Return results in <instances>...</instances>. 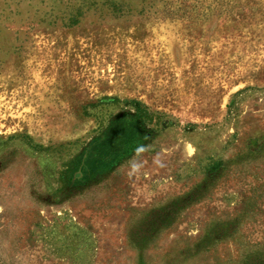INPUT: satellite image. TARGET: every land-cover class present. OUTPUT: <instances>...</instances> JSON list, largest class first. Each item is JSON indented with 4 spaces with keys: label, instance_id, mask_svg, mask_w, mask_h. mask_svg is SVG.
I'll return each instance as SVG.
<instances>
[{
    "label": "rangeland",
    "instance_id": "rangeland-1",
    "mask_svg": "<svg viewBox=\"0 0 264 264\" xmlns=\"http://www.w3.org/2000/svg\"><path fill=\"white\" fill-rule=\"evenodd\" d=\"M0 264H264V0H0Z\"/></svg>",
    "mask_w": 264,
    "mask_h": 264
},
{
    "label": "trees",
    "instance_id": "trees-1",
    "mask_svg": "<svg viewBox=\"0 0 264 264\" xmlns=\"http://www.w3.org/2000/svg\"><path fill=\"white\" fill-rule=\"evenodd\" d=\"M109 102H122L125 104H130L133 107V116L135 118V120H137V122L139 124H141V126H144V130L147 131L146 133H154L157 132L159 130H161L162 128H165L170 122L168 120L165 119V115L161 114L158 111H152L150 110V108L142 103L140 100L138 99H124V100H120L117 97H110L108 98ZM144 133V131H143ZM150 135V134H149ZM99 139V137L95 136V137H91L88 138L87 140H85L83 142V150L84 152H92V153H96V147L95 144L97 142V140ZM137 144L136 142H130L127 144L128 146L134 147ZM42 147V146H39ZM94 149V150H93ZM123 152H119L118 154V159L121 157V154ZM117 159V157H116ZM105 159H100V162L104 161ZM108 160H105L104 162H107Z\"/></svg>",
    "mask_w": 264,
    "mask_h": 264
}]
</instances>
